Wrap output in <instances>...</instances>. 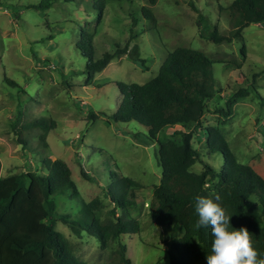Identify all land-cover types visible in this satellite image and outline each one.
<instances>
[{
  "label": "rangeland",
  "instance_id": "obj_1",
  "mask_svg": "<svg viewBox=\"0 0 264 264\" xmlns=\"http://www.w3.org/2000/svg\"><path fill=\"white\" fill-rule=\"evenodd\" d=\"M95 1H59L48 10H38L33 7L41 0H0V179L29 172L44 174L42 162L46 158L65 161L79 196L73 200L68 195L59 196L55 201L59 214L73 217L83 202L96 197L102 200L104 213L112 211L114 205L106 196L111 178L118 172L129 177L141 189L131 213L140 223V233L125 237L128 257L132 264H170L172 230L156 225L148 208L154 187L162 178L159 146L138 123L113 121L121 102L117 84L149 82L168 53L178 47L205 52L213 60H236L242 64L239 69L232 63L214 64L216 88L221 90L208 104L202 127L216 126L217 111L225 109L228 98L240 88L247 89L250 95L233 106L223 134L238 160L264 176V27L250 25L234 43L216 45L200 34L209 35L215 27L223 34L230 31L221 10L233 0H157L153 7L148 0H124L109 4L99 23L100 5H92ZM190 4L205 17L200 25ZM142 7H150L155 20L141 18ZM132 13L139 19L135 31L140 35L131 46L139 45L145 68L123 55L89 81L88 59L79 49V45L89 48L85 27L90 33L97 31L93 48L100 57L112 50L113 41L124 44L129 39ZM37 119L54 122L47 149L38 144V130L22 128ZM178 130L183 128L169 129L159 138L166 140ZM186 130L193 133L192 146L204 161L219 168L221 158L208 155L204 132L196 138L194 126ZM19 138L38 145L27 147ZM192 170L200 173L202 165ZM82 171L91 180H86ZM56 229L75 245L80 260L107 264L109 253L100 249L96 238H78L60 222ZM183 232L180 228L178 235Z\"/></svg>",
  "mask_w": 264,
  "mask_h": 264
},
{
  "label": "trees",
  "instance_id": "obj_2",
  "mask_svg": "<svg viewBox=\"0 0 264 264\" xmlns=\"http://www.w3.org/2000/svg\"><path fill=\"white\" fill-rule=\"evenodd\" d=\"M59 1L70 3L79 0H41L33 8L48 10ZM121 1L124 0L95 1L92 5H100L97 22L109 4ZM148 2L153 7L157 0ZM190 5L198 14L197 24L200 25L205 17L193 4ZM140 11L141 18L155 20L150 7H142ZM221 11L230 31L223 34L215 27L209 35L200 34L216 45L234 43L250 25L264 27V0H233ZM135 15H130L129 39L124 44L113 41L112 50L100 57L93 48L97 31L90 33L85 27L89 48L79 45V49L88 59L89 81L123 55L145 68L146 60L141 57L139 45L131 46V42L140 35L135 31L139 24ZM241 56L246 59L245 46L241 49ZM228 63L238 69L242 66L236 60H213L205 52L178 47L168 53L157 76L149 82L117 84L121 102L112 116L113 121L138 123L147 129L148 138L159 146L162 178L154 187L148 208L156 225L172 230L168 252L170 264H207L206 256L213 254L214 237L210 226L197 227L195 204L198 196L221 204L232 217L228 230L247 227L254 247L264 254V176L254 166L238 160L223 134L226 120L233 116V106L247 98L250 92L240 88L228 98L225 109L217 111V125L202 127L208 104L221 90L216 88L213 66ZM252 89L256 90L255 87ZM96 117L93 115L94 119ZM192 126L198 134L196 138L201 131L207 137L208 155L221 158L219 168L205 162L204 156L193 148V133L186 130ZM53 127V121L37 119L22 128L38 130V144L47 149L49 129ZM175 127L183 130L176 131L166 140L159 138ZM19 141L27 147L32 143L38 145L30 140L24 142L21 138ZM42 163L44 174L29 172L0 179V264H88L78 258L75 245L56 229L59 222L78 238H96L100 249L109 253L107 264H132L125 237L140 233V223L131 214L137 207L140 184L119 172L115 173L106 190V196L114 205L112 211L104 213L105 206L96 197L88 203L83 202L79 213L72 217L59 214L55 201L59 196L68 195L70 200L79 196L71 168L61 159L46 158ZM197 164L202 165L200 173L192 170ZM82 176L91 180L84 171ZM216 195L220 196L219 201L215 200ZM180 228L184 231L182 236L178 235Z\"/></svg>",
  "mask_w": 264,
  "mask_h": 264
},
{
  "label": "clouds",
  "instance_id": "obj_3",
  "mask_svg": "<svg viewBox=\"0 0 264 264\" xmlns=\"http://www.w3.org/2000/svg\"><path fill=\"white\" fill-rule=\"evenodd\" d=\"M216 201L220 196L216 195ZM197 227L211 228L214 237L211 251L206 256L207 264H264L262 253L254 247L247 227L229 231L230 217L221 204L211 198L196 197Z\"/></svg>",
  "mask_w": 264,
  "mask_h": 264
}]
</instances>
